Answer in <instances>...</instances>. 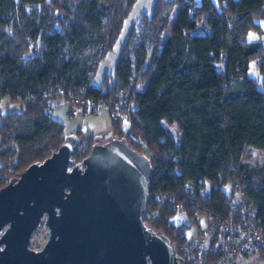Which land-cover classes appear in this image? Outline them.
Returning a JSON list of instances; mask_svg holds the SVG:
<instances>
[{
    "label": "trees",
    "instance_id": "trees-1",
    "mask_svg": "<svg viewBox=\"0 0 264 264\" xmlns=\"http://www.w3.org/2000/svg\"><path fill=\"white\" fill-rule=\"evenodd\" d=\"M137 1L0 0V100L9 95L22 104L0 117L2 140L18 150L0 154V168L14 169L0 178V188L63 143L52 102L75 93L109 100L138 79L134 125L112 123V133L132 147L142 137L157 156L145 214L157 212L149 226L174 245L188 241L190 224H175V211L158 208L153 193L194 180L211 183L203 207L223 215L229 212L223 186L240 184L264 229V163L243 161L248 146L264 149V45L248 40L249 33L264 31V0H155L141 16L150 54L148 42L131 46L132 25L114 74L96 86L98 64L117 46ZM253 59L260 61L262 84L248 74ZM76 134L73 158L80 162L97 138Z\"/></svg>",
    "mask_w": 264,
    "mask_h": 264
},
{
    "label": "water",
    "instance_id": "water-1",
    "mask_svg": "<svg viewBox=\"0 0 264 264\" xmlns=\"http://www.w3.org/2000/svg\"><path fill=\"white\" fill-rule=\"evenodd\" d=\"M76 133L0 188V264H176V248L143 217L152 163L126 137L100 136L80 162ZM49 239L30 247L41 224Z\"/></svg>",
    "mask_w": 264,
    "mask_h": 264
},
{
    "label": "built area",
    "instance_id": "built-area-1",
    "mask_svg": "<svg viewBox=\"0 0 264 264\" xmlns=\"http://www.w3.org/2000/svg\"><path fill=\"white\" fill-rule=\"evenodd\" d=\"M145 30V23L135 24L131 46L144 42L149 44L144 36ZM257 34L259 41L264 42V31ZM149 46L148 54L152 50V45ZM141 85L140 80H132L129 86L121 89L115 98L109 100L75 93L69 98L58 100L56 104L67 103L71 117L107 112L112 123L128 129L134 125V96ZM112 137H116L114 133ZM135 141L136 147L133 148L145 155L151 163L157 159L146 140L139 136ZM229 184V191L226 185L223 186L228 196L227 215L203 207L202 203L210 196L207 183L199 184L188 180L174 190L160 189L153 193V200L158 208L172 209L175 216L194 218L197 224L200 220L203 222V225L198 224L200 232L195 239L177 245L171 242L173 252L176 248L175 257L181 259L176 264H239L240 257L264 251V229L258 222V206L247 198L240 184ZM156 212L149 210L143 217L144 222L149 225Z\"/></svg>",
    "mask_w": 264,
    "mask_h": 264
},
{
    "label": "rangeland",
    "instance_id": "rangeland-1",
    "mask_svg": "<svg viewBox=\"0 0 264 264\" xmlns=\"http://www.w3.org/2000/svg\"><path fill=\"white\" fill-rule=\"evenodd\" d=\"M213 1L216 4H219V0H213ZM153 5H154V0H138L136 2L128 19L125 22L123 34L117 46L115 47L114 50L109 51L98 64V67L93 77V83L96 86H100L103 83V79L106 74L108 73L114 74L115 67L120 56L122 45L126 41V38L132 26L131 24L134 23L133 25L135 26V24L138 23H145L144 21L141 20V17L136 18V16L138 15V13H141V11L143 13L144 12L149 13L153 8ZM173 10L172 13L174 12ZM259 24H261V29L264 30V21H259ZM251 34H254V38L253 36H250L249 33L248 35L249 41H259L257 32H251ZM259 67H260V61L253 59L250 64V69L248 71V74L249 76L257 79L258 82L262 84L263 76L260 74ZM219 69L220 70L223 69L222 64H219ZM56 102H52L51 104L53 106L51 108V115L54 119H56L57 121L63 124L64 134L66 136L72 133H80L82 137L89 138L94 136V139L95 137L97 138V140L95 141H102V138H100V136L113 132L111 117L107 112H103L100 114H86V115L71 117L69 115V105L65 102H60L56 105ZM21 106L22 104L20 102L13 101L9 95L2 96L0 100V117L3 119L6 114L13 112L15 110H19ZM1 118H0V122H1ZM170 130L172 134L176 137V139L179 140L181 134L180 131L177 129V126L176 125L171 126ZM3 152H10L11 154H15L16 152H18V150L15 149V144L13 141L2 140L0 135V154ZM76 159L77 161H82L84 158L77 157ZM243 161L248 162L252 165H262L264 163V149L248 146L245 150ZM2 163L3 161L0 155V166L2 165ZM9 169L11 172H13L14 170L11 167ZM9 169L0 168V178L7 176V174L8 175L11 174L10 172L8 173ZM9 181L10 179L8 180V182ZM208 186L210 188L211 183H208ZM230 188L231 186L228 183V185H226V189L229 191ZM172 221L175 224H180V223L190 224V228H188V230L185 233L188 240L195 239L200 232V226L198 224L200 223L203 225V222L201 220L197 224L194 218L185 217V216L183 217L175 216L172 218ZM48 239H49V229L45 227L42 223L41 226L38 229H36L35 232L33 233L30 242V247L35 250H40L44 247ZM238 261L239 264H264V256L261 252L247 256H242L238 259Z\"/></svg>",
    "mask_w": 264,
    "mask_h": 264
},
{
    "label": "crops",
    "instance_id": "crops-1",
    "mask_svg": "<svg viewBox=\"0 0 264 264\" xmlns=\"http://www.w3.org/2000/svg\"><path fill=\"white\" fill-rule=\"evenodd\" d=\"M154 2H155V0H154ZM153 9V8H152ZM152 9H151V11H152ZM151 11L149 12V13H146V12H142L141 11V13H138V15L136 16V18H139V17H141L143 14H150L151 13ZM143 13V14H142ZM134 24V23H133ZM133 24H131V25H133ZM238 263H239V261H238Z\"/></svg>",
    "mask_w": 264,
    "mask_h": 264
},
{
    "label": "snow or ice",
    "instance_id": "snow-or-ice-1",
    "mask_svg": "<svg viewBox=\"0 0 264 264\" xmlns=\"http://www.w3.org/2000/svg\"><path fill=\"white\" fill-rule=\"evenodd\" d=\"M250 36H253V38H254V34H251V33H250Z\"/></svg>",
    "mask_w": 264,
    "mask_h": 264
}]
</instances>
